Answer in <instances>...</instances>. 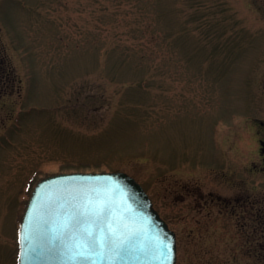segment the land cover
Returning <instances> with one entry per match:
<instances>
[{
    "label": "rangeland",
    "instance_id": "374dc122",
    "mask_svg": "<svg viewBox=\"0 0 264 264\" xmlns=\"http://www.w3.org/2000/svg\"><path fill=\"white\" fill-rule=\"evenodd\" d=\"M264 0H0V264L30 184L123 172L176 264H264Z\"/></svg>",
    "mask_w": 264,
    "mask_h": 264
},
{
    "label": "water",
    "instance_id": "95a60500",
    "mask_svg": "<svg viewBox=\"0 0 264 264\" xmlns=\"http://www.w3.org/2000/svg\"><path fill=\"white\" fill-rule=\"evenodd\" d=\"M264 154V142L261 143ZM116 247L91 254L84 236ZM18 264H176V234L123 172L61 173L37 182L19 229ZM165 246L170 251L165 252ZM99 251V249H98Z\"/></svg>",
    "mask_w": 264,
    "mask_h": 264
},
{
    "label": "snow or ice",
    "instance_id": "6c2138e0",
    "mask_svg": "<svg viewBox=\"0 0 264 264\" xmlns=\"http://www.w3.org/2000/svg\"><path fill=\"white\" fill-rule=\"evenodd\" d=\"M84 240H85L86 248L90 250L89 255L96 254L102 256L103 249L105 246H107L109 250H112L114 249V247H116L115 241L111 236H109L107 239H104L102 241H97L96 239H92L90 237V234H85ZM167 251L170 250L167 249V247L165 246V252Z\"/></svg>",
    "mask_w": 264,
    "mask_h": 264
}]
</instances>
